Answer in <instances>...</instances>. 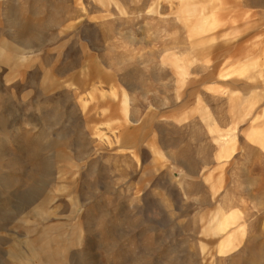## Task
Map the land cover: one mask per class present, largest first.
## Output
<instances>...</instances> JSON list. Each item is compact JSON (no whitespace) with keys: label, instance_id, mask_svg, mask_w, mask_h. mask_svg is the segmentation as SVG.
<instances>
[{"label":"rangeland","instance_id":"obj_1","mask_svg":"<svg viewBox=\"0 0 264 264\" xmlns=\"http://www.w3.org/2000/svg\"><path fill=\"white\" fill-rule=\"evenodd\" d=\"M190 1L0 0V264H264V0Z\"/></svg>","mask_w":264,"mask_h":264},{"label":"crops","instance_id":"obj_2","mask_svg":"<svg viewBox=\"0 0 264 264\" xmlns=\"http://www.w3.org/2000/svg\"><path fill=\"white\" fill-rule=\"evenodd\" d=\"M191 3V7L190 8H185L189 13V15H192L193 17L195 16L196 18H193V20L195 21V24H192V25H187L185 24L186 26H188V28H190V30H194V31H199V32H204L206 30H208L209 28H211V30H216V28L220 27L222 25V22H223V12H222V9L225 8V2L223 0H203V7L206 6L207 10L205 12V14H208L205 18L204 17H198L197 15V12H198V0H191L190 1ZM235 5V4H234ZM232 6V9L231 11H227L225 10V14L226 15H230L232 14L233 12H236V5L235 6ZM202 6V4L200 5V7ZM202 7V8H203ZM215 15V16H214ZM204 18V19H203ZM212 21V24L210 25V27H206V23L210 24L211 21H209V19ZM212 18V19H211ZM189 22V20H187ZM197 21V22H196ZM202 29H201V28ZM205 28V29H204ZM201 29V30H200ZM212 32V31H211ZM201 35V34H199ZM228 36H225L223 34V40L224 39H227ZM215 39L214 37V34L210 36V39L208 37H206L204 39V41L202 40H198L195 42V46L194 47H201L203 44H210L213 42V40Z\"/></svg>","mask_w":264,"mask_h":264},{"label":"bare ground","instance_id":"obj_3","mask_svg":"<svg viewBox=\"0 0 264 264\" xmlns=\"http://www.w3.org/2000/svg\"><path fill=\"white\" fill-rule=\"evenodd\" d=\"M208 14H209V13H208ZM208 14H207V15H208ZM204 16H205V15H204ZM214 16H215V15H214ZM202 17H203V16H202ZM207 17H208V16H207ZM195 18H196V17H195ZM208 19H209V18H208ZM211 19H212V18H211ZM209 21H211V20L209 19ZM196 22H197V21H196ZM211 24H212V21H211L210 24L206 23L205 28H206V27H210ZM200 28H201V27H200ZM205 28H204V29H205ZM201 29H202V28H201ZM201 29H200V30H201ZM193 31H194V30H193ZM221 214H222V213H221ZM222 216H223V215H222ZM212 218H213V217H212ZM214 218H215V217H214ZM217 220H218V219H217ZM220 221H221V220H220ZM223 225H224V224H223ZM208 227H209V226H208ZM211 228H212V227H211ZM223 232H224V231H223ZM210 234H211V233H210ZM217 234H218V233H217ZM220 234H221V233H220ZM227 237H228V236H227ZM227 240H228V239H227ZM230 242H232V241H230Z\"/></svg>","mask_w":264,"mask_h":264}]
</instances>
